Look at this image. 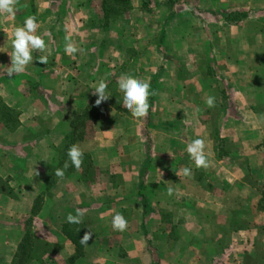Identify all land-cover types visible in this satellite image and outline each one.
I'll return each mask as SVG.
<instances>
[{"label":"crops","instance_id":"obj_1","mask_svg":"<svg viewBox=\"0 0 264 264\" xmlns=\"http://www.w3.org/2000/svg\"><path fill=\"white\" fill-rule=\"evenodd\" d=\"M102 1L16 0L14 18L0 13V264L25 237L27 264H264V25L253 17L264 0H129L108 18ZM29 16L51 55L9 78L12 33ZM122 74L150 81L146 117L123 108ZM100 80L112 96L97 105ZM196 138L208 168L185 150ZM77 209L81 223H68Z\"/></svg>","mask_w":264,"mask_h":264},{"label":"clouds","instance_id":"obj_2","mask_svg":"<svg viewBox=\"0 0 264 264\" xmlns=\"http://www.w3.org/2000/svg\"><path fill=\"white\" fill-rule=\"evenodd\" d=\"M15 5L16 0H0V13H7L11 17H15ZM39 28L36 16L27 17L23 26L16 27L12 33V52H11V66L8 67L7 76L12 78L14 75H19L25 72L27 66L33 64L34 60L40 63L46 64L47 58L51 55V50L46 44L45 40L36 35ZM64 53L66 55L74 56L80 52L81 49L72 42L71 35L65 36ZM39 50V53H45V55L35 56L33 53ZM119 91L123 94L122 105L133 118L140 119L146 117L149 112L150 104L149 97L152 94L150 92V81L134 78L128 74H122L117 82ZM94 94L98 97L96 104L107 101L112 96L108 91V85L104 80H100L94 87ZM206 105L209 108L215 106V98L209 96L206 101ZM186 152L197 168H208L209 161L206 154V144L203 138H196L186 145ZM83 150L79 145L73 144L67 152L68 161L70 165L77 170L83 163ZM66 161L62 169L56 170V176L63 177L64 171L70 166ZM185 176L191 174V168L185 167L182 169ZM172 194V189H169V195ZM84 215L80 209L76 210L75 215L69 213L67 216V222L70 224H80L81 218ZM111 225L114 231L123 232L128 226V222L121 213H116L111 221ZM91 232L85 233L81 238L80 243L86 245L91 239Z\"/></svg>","mask_w":264,"mask_h":264},{"label":"trees","instance_id":"obj_3","mask_svg":"<svg viewBox=\"0 0 264 264\" xmlns=\"http://www.w3.org/2000/svg\"><path fill=\"white\" fill-rule=\"evenodd\" d=\"M129 9V0H103L102 1V10L104 13V18H108L110 16H117L121 14L124 10ZM84 116H76L73 118V126H79L80 123L83 121ZM76 128H74L73 132L69 135L67 139V148L71 147V143L77 139L76 137ZM28 238L25 237L23 243L21 244V250L15 255L13 262L11 264H27L29 260V246H27ZM27 247V248H26ZM72 260V259H70Z\"/></svg>","mask_w":264,"mask_h":264},{"label":"rangeland","instance_id":"obj_4","mask_svg":"<svg viewBox=\"0 0 264 264\" xmlns=\"http://www.w3.org/2000/svg\"><path fill=\"white\" fill-rule=\"evenodd\" d=\"M254 19H258L259 20V25H264V11L260 10V11H254L253 14ZM264 228V225H263ZM37 246H38V242H37Z\"/></svg>","mask_w":264,"mask_h":264}]
</instances>
